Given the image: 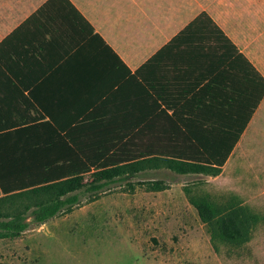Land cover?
<instances>
[{
    "label": "crops",
    "instance_id": "0c3cea01",
    "mask_svg": "<svg viewBox=\"0 0 264 264\" xmlns=\"http://www.w3.org/2000/svg\"><path fill=\"white\" fill-rule=\"evenodd\" d=\"M70 1L83 17L66 0H0V113L48 114L78 147L73 159L103 161L101 146L196 144V131L206 140L247 111L235 48L209 22L191 24L207 12L264 75V0Z\"/></svg>",
    "mask_w": 264,
    "mask_h": 264
},
{
    "label": "rangeland",
    "instance_id": "374dc122",
    "mask_svg": "<svg viewBox=\"0 0 264 264\" xmlns=\"http://www.w3.org/2000/svg\"><path fill=\"white\" fill-rule=\"evenodd\" d=\"M145 178L170 186L111 183L72 211L0 238V264H264V101L218 175L163 168ZM186 184L196 196L237 201L255 212L250 240L215 244Z\"/></svg>",
    "mask_w": 264,
    "mask_h": 264
},
{
    "label": "trees",
    "instance_id": "16d2710c",
    "mask_svg": "<svg viewBox=\"0 0 264 264\" xmlns=\"http://www.w3.org/2000/svg\"><path fill=\"white\" fill-rule=\"evenodd\" d=\"M66 2L83 17L70 0ZM206 22L235 48L236 55H230L233 60L229 67L235 70L238 63L246 77L247 91L241 102L247 111L229 113L222 128L207 131L206 140H201L202 134L196 131L191 135L198 142L196 144L166 145L160 150L151 147L147 151L126 144L101 146L102 155L110 153L105 160L94 162L73 159L74 153L79 152L78 147L67 146V136L48 122V114L12 116L0 113V238L19 236L31 226L72 211L83 199H96L111 183L125 180L127 177L123 175L127 171L135 173L147 165L165 167L178 174L218 175L222 172L264 98V75L207 12H202L191 25ZM240 60H243L242 66ZM11 117L16 118L12 120ZM131 150L140 159L126 161ZM136 183L154 190L170 186L163 178L129 181L132 187ZM184 189L201 219L209 225L215 244L241 246L250 240L258 215L248 206L233 200L219 203L206 196H196L187 184Z\"/></svg>",
    "mask_w": 264,
    "mask_h": 264
}]
</instances>
